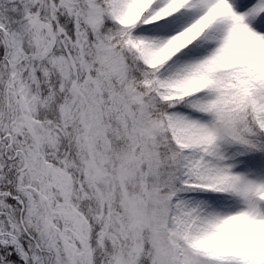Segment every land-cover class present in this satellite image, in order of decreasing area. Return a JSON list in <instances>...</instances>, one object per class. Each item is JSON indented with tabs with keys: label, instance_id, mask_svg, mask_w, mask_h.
<instances>
[{
	"label": "snow or ice",
	"instance_id": "snow-or-ice-1",
	"mask_svg": "<svg viewBox=\"0 0 264 264\" xmlns=\"http://www.w3.org/2000/svg\"><path fill=\"white\" fill-rule=\"evenodd\" d=\"M0 264H264V0H0Z\"/></svg>",
	"mask_w": 264,
	"mask_h": 264
}]
</instances>
